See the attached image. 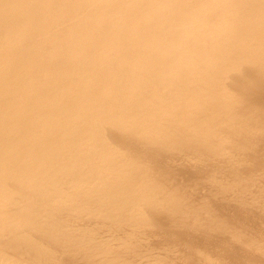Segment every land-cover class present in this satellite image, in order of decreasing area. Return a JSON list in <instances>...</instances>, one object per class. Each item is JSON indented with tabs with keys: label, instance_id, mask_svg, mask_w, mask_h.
I'll return each instance as SVG.
<instances>
[{
	"label": "bare ground",
	"instance_id": "1",
	"mask_svg": "<svg viewBox=\"0 0 264 264\" xmlns=\"http://www.w3.org/2000/svg\"><path fill=\"white\" fill-rule=\"evenodd\" d=\"M0 264H264V0H0Z\"/></svg>",
	"mask_w": 264,
	"mask_h": 264
},
{
	"label": "rangeland",
	"instance_id": "2",
	"mask_svg": "<svg viewBox=\"0 0 264 264\" xmlns=\"http://www.w3.org/2000/svg\"><path fill=\"white\" fill-rule=\"evenodd\" d=\"M230 255H231V254L224 255V256L222 257V259H223V260H227V259L230 258Z\"/></svg>",
	"mask_w": 264,
	"mask_h": 264
}]
</instances>
